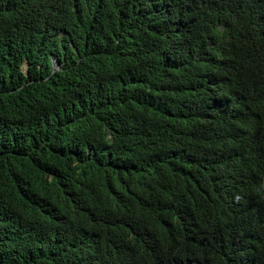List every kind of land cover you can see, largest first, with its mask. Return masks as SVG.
Listing matches in <instances>:
<instances>
[{
  "label": "trees",
  "instance_id": "1",
  "mask_svg": "<svg viewBox=\"0 0 264 264\" xmlns=\"http://www.w3.org/2000/svg\"><path fill=\"white\" fill-rule=\"evenodd\" d=\"M0 264H264V0H0Z\"/></svg>",
  "mask_w": 264,
  "mask_h": 264
},
{
  "label": "rangeland",
  "instance_id": "2",
  "mask_svg": "<svg viewBox=\"0 0 264 264\" xmlns=\"http://www.w3.org/2000/svg\"><path fill=\"white\" fill-rule=\"evenodd\" d=\"M54 68L55 69L58 68V64H57L56 60H54Z\"/></svg>",
  "mask_w": 264,
  "mask_h": 264
},
{
  "label": "bare ground",
  "instance_id": "3",
  "mask_svg": "<svg viewBox=\"0 0 264 264\" xmlns=\"http://www.w3.org/2000/svg\"><path fill=\"white\" fill-rule=\"evenodd\" d=\"M54 60H56V59H54ZM53 65H54V61H53Z\"/></svg>",
  "mask_w": 264,
  "mask_h": 264
}]
</instances>
